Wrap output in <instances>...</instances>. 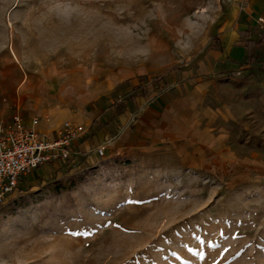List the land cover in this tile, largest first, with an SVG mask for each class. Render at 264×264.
I'll list each match as a JSON object with an SVG mask.
<instances>
[{"label": "rangeland", "instance_id": "rangeland-1", "mask_svg": "<svg viewBox=\"0 0 264 264\" xmlns=\"http://www.w3.org/2000/svg\"><path fill=\"white\" fill-rule=\"evenodd\" d=\"M230 3L0 0V118L190 91L198 123L152 148L138 122L104 157L34 171L0 210V264H264V62L198 73Z\"/></svg>", "mask_w": 264, "mask_h": 264}, {"label": "crops", "instance_id": "crops-1", "mask_svg": "<svg viewBox=\"0 0 264 264\" xmlns=\"http://www.w3.org/2000/svg\"><path fill=\"white\" fill-rule=\"evenodd\" d=\"M229 13L230 20L226 23L224 32L216 38L218 46L214 44V49L199 67L200 75L214 77V74H225L231 70L260 67L261 62H264V58L262 61L260 59V56L264 55V43H258L262 37L261 34L264 33V28L259 27L257 23L259 18H264V0H231ZM247 31H249L248 39L256 40L257 45L251 51L258 56L259 63L256 65L245 64L248 50L244 48L245 43L241 44V40L243 41L242 36ZM199 82L196 88L204 89L206 82L203 80ZM44 87L41 89L46 90ZM190 93V91L184 92L180 99L171 98L168 103L160 97L147 102L142 95L136 96L133 104L137 102L139 114L135 116L133 122H130L131 117L134 116L132 110L127 108L118 114L115 106L117 103L114 102L106 105V103L100 101L96 103L91 100L70 109L60 107L56 97H52L50 104L37 105L35 103L24 106L21 112L17 111L15 114H20L27 124H30L33 119H40L39 131L49 137H55L61 125L66 121L78 126L81 132L73 146L74 160L68 163L70 168H75L83 157L87 158V161H92L94 156L100 157L96 153L100 147H105L106 151L111 150L112 152L120 149V146L128 143L129 135L133 127L137 125L135 123L138 122L139 125L136 127L152 148L184 140L185 136L195 129L194 125L198 124L196 112L194 113L196 102L192 103L191 98H188ZM127 104L130 105L131 102L128 101ZM46 118L48 121L45 120ZM111 126L120 131L115 135L111 134ZM121 135L125 136L124 140ZM64 164L63 162L56 163L39 170L60 168Z\"/></svg>", "mask_w": 264, "mask_h": 264}, {"label": "built area", "instance_id": "built-area-1", "mask_svg": "<svg viewBox=\"0 0 264 264\" xmlns=\"http://www.w3.org/2000/svg\"><path fill=\"white\" fill-rule=\"evenodd\" d=\"M257 23L264 28V18H259ZM40 123L36 118L27 124L20 114L10 119L0 118V210L34 171L73 159L79 127L66 121L55 137H49L39 131ZM105 152V147L96 150L100 157Z\"/></svg>", "mask_w": 264, "mask_h": 264}, {"label": "trees", "instance_id": "trees-1", "mask_svg": "<svg viewBox=\"0 0 264 264\" xmlns=\"http://www.w3.org/2000/svg\"><path fill=\"white\" fill-rule=\"evenodd\" d=\"M248 36H249V31H247V32H245L244 34H243V41L241 40V44H244L245 43V49L246 50H248L247 51V54H246V61H245V64H251V65H256V64H258L259 62H258V56H256V55H254L251 51L255 48V46L257 45V44H255L256 43V40H254V39H248ZM261 39H260V42L258 41V43L259 44H262V43H264V33H262L261 34ZM244 38H247V40H244ZM244 64V65H245ZM138 90L139 89H141V88H137ZM136 97V96H135ZM135 97H133L132 99H134ZM132 99H130V101L132 100ZM129 101V102H130ZM128 103V102H127ZM127 103H125V102H122V103H117L115 106H116V113H118V114H120V113H122L123 111H125V110H127V108H128V106H127ZM113 119H114V117H113ZM112 119V120H113ZM109 121H111V120H109Z\"/></svg>", "mask_w": 264, "mask_h": 264}]
</instances>
